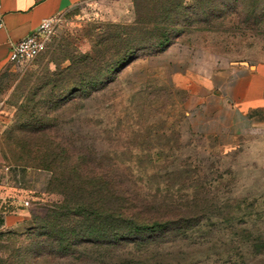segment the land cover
<instances>
[{"label":"rangeland","instance_id":"obj_1","mask_svg":"<svg viewBox=\"0 0 264 264\" xmlns=\"http://www.w3.org/2000/svg\"><path fill=\"white\" fill-rule=\"evenodd\" d=\"M53 26L45 50L0 79V158L30 168L32 187L10 193L14 204L0 201L22 216L0 231V264L72 263L59 253L38 258L33 242L44 204L61 197L47 190L51 173L34 168L46 154L29 133L33 115L41 120L51 109L53 131L92 146L103 162L97 166L126 189L165 198L195 220L172 245L161 244L160 259L173 253L183 264H264V127L225 138L193 131L189 118L195 82L264 62V0H91L54 17ZM133 27L142 30L141 50L106 69L99 59L114 53L108 39ZM88 61L92 71L81 75L95 81L73 93L51 91L59 78L78 81L68 67ZM60 94L66 101L52 103Z\"/></svg>","mask_w":264,"mask_h":264},{"label":"trees","instance_id":"obj_2","mask_svg":"<svg viewBox=\"0 0 264 264\" xmlns=\"http://www.w3.org/2000/svg\"><path fill=\"white\" fill-rule=\"evenodd\" d=\"M135 29L119 30L108 39V49H114V53L99 59V63H105V68L110 69L136 55L141 50L142 30ZM68 69L79 72L80 79L59 78L51 91L68 89L67 92L73 93L94 80L81 75L92 71L91 61ZM52 100L58 103L66 101V97L60 94ZM63 107L55 106L56 109ZM50 112L54 109L46 112L41 120L34 114L29 132L43 143L41 148L46 154L36 158L33 166L51 173L47 190L56 189L61 196L44 204L46 213L40 217L42 225L39 226L42 231L33 239L37 253H41L38 258L59 253L63 259L72 260L68 264H183L182 258L173 253L164 255L167 260L160 259L156 253L161 244L172 243L177 230L186 233L195 227V220L182 209L175 212L165 198L161 200L157 195L126 189L123 179L97 166L103 162L95 161L92 146H78L53 131ZM53 135L60 137L59 144L52 142Z\"/></svg>","mask_w":264,"mask_h":264},{"label":"crops","instance_id":"obj_3","mask_svg":"<svg viewBox=\"0 0 264 264\" xmlns=\"http://www.w3.org/2000/svg\"><path fill=\"white\" fill-rule=\"evenodd\" d=\"M88 1L91 0H1L0 79L9 67L15 66L9 61L14 43L43 20ZM190 92L195 98L189 115L195 132L226 138L264 127V62L242 65L229 74L202 77L190 87ZM30 173V168L3 165L0 158V201L14 204L16 200L10 193L31 192ZM21 218L20 212L0 208V231L15 226Z\"/></svg>","mask_w":264,"mask_h":264},{"label":"built area","instance_id":"obj_4","mask_svg":"<svg viewBox=\"0 0 264 264\" xmlns=\"http://www.w3.org/2000/svg\"><path fill=\"white\" fill-rule=\"evenodd\" d=\"M2 17L0 0V26H2ZM53 27V18L43 20L36 29L12 45L9 61L15 66H20L37 57L47 47Z\"/></svg>","mask_w":264,"mask_h":264}]
</instances>
